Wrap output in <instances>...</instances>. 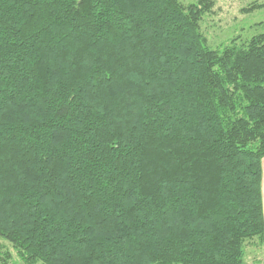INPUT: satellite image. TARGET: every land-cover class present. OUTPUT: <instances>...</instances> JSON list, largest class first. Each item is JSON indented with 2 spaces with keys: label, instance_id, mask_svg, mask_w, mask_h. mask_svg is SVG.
<instances>
[{
  "label": "trees",
  "instance_id": "trees-1",
  "mask_svg": "<svg viewBox=\"0 0 264 264\" xmlns=\"http://www.w3.org/2000/svg\"><path fill=\"white\" fill-rule=\"evenodd\" d=\"M213 5L0 0V239L22 264H244L264 240V32L212 48Z\"/></svg>",
  "mask_w": 264,
  "mask_h": 264
},
{
  "label": "rangeland",
  "instance_id": "rangeland-1",
  "mask_svg": "<svg viewBox=\"0 0 264 264\" xmlns=\"http://www.w3.org/2000/svg\"><path fill=\"white\" fill-rule=\"evenodd\" d=\"M179 1L188 5L197 0ZM213 2L211 14L206 15L201 24V31L212 48L232 39L242 44L251 36L264 32V0H213ZM252 7L254 9L250 10ZM6 253L10 255L6 264H22L10 246L0 239V264ZM243 263L264 264V240L260 242L255 239L246 245Z\"/></svg>",
  "mask_w": 264,
  "mask_h": 264
},
{
  "label": "crops",
  "instance_id": "crops-1",
  "mask_svg": "<svg viewBox=\"0 0 264 264\" xmlns=\"http://www.w3.org/2000/svg\"><path fill=\"white\" fill-rule=\"evenodd\" d=\"M262 194H263V201H264V159L262 160Z\"/></svg>",
  "mask_w": 264,
  "mask_h": 264
}]
</instances>
